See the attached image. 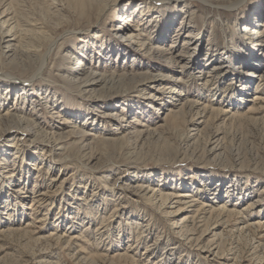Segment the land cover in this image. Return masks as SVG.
I'll list each match as a JSON object with an SVG mask.
<instances>
[{
    "label": "rangeland",
    "instance_id": "obj_1",
    "mask_svg": "<svg viewBox=\"0 0 264 264\" xmlns=\"http://www.w3.org/2000/svg\"><path fill=\"white\" fill-rule=\"evenodd\" d=\"M244 1L0 0L69 32L31 78L12 50L38 54L17 39L50 34L0 15V75L38 81L24 112L0 109L17 139L0 138V264H264V0ZM122 8L139 19L124 25ZM92 73L122 88L94 100L104 88L80 85ZM47 88L64 107L37 100Z\"/></svg>",
    "mask_w": 264,
    "mask_h": 264
},
{
    "label": "bare ground",
    "instance_id": "obj_2",
    "mask_svg": "<svg viewBox=\"0 0 264 264\" xmlns=\"http://www.w3.org/2000/svg\"><path fill=\"white\" fill-rule=\"evenodd\" d=\"M244 2H245L244 0H239V2H237V4H231L230 6H227V7H231V8L238 7V6H240V4H243ZM10 3H13V2L10 1ZM92 6L93 5L84 6L83 4H80V5L78 4L77 5L78 16L79 17L80 16H86L87 14H89V12L92 11L93 8H95V7H92ZM96 7H98V6H96ZM105 8L104 7L99 8V9H97V11L102 12V11H104ZM121 11H122V13H121L120 17L125 22L124 25H126V26L133 25L131 23H134V21L137 19L135 17V15H132V13L130 14L128 9L125 10L124 8H122V9H120V12ZM0 15H3L4 18H6V19L3 20L2 24H8V23L11 22L12 24L9 25V26H11V28L20 29V28L25 26L28 32H32L33 33V32H35V28L32 27L33 25L31 23H34L36 25V23L40 22V25H41L42 29L50 34V37L48 39L47 38H42V37H37V36H35V38H33V37H28V38L27 37L26 38L23 37V39L22 38H20V40L17 39L18 40L17 41L18 44L20 42H22L23 40L25 41V39H26L25 43L23 44L24 46L23 45L22 46L25 47V48L26 47L37 48L38 51H39L38 54H35V53H30V54L23 53L22 54L21 52H18L17 50H12V54H11L24 67L33 68L34 74H33V76L31 78H34L37 75H40L44 71L46 64L51 60L53 55L58 51V45L61 46V45H63L65 43V41L67 40V39H65V36H67L69 34V32L64 31L62 34L58 35V33H59L60 29H61V26L58 23H57V25L55 23V24H52L53 25L52 27H50L51 26V25H49L50 24V20H51V17H53V16H51V14H49L47 12L46 13L44 12L43 16H41L42 20L39 19V18H35V20H27V18H26L24 20V19H21V18L18 17V15L16 13V10L12 9V6H10V4H9V7L4 9L0 13ZM39 16H40V14H39ZM54 16H55V14H54ZM34 17H37V16H34ZM128 22H130V23H128ZM136 22H138V21H136ZM123 29H124L123 26L119 25V27H116V29H114V32L115 33H117L118 31L123 32L124 31ZM246 31L247 30H245V32H243L244 35H247ZM15 35L16 34H13L11 36L14 37ZM92 37L97 38L96 34H92ZM7 38L8 37H6V36L5 37H0V43L1 42L10 43V38L8 40H6ZM133 38H135V37H133ZM158 40H160V39L158 38ZM161 41H162V39H161ZM21 44L22 43H20L19 45H21ZM103 46H104V44H103ZM80 48H82V47H80ZM82 50L83 51L79 50V52H77L78 53L77 55H78V58H79L77 61H78L79 64H81V61H83V60L88 61L87 60L88 55L86 54L87 47L83 46ZM98 50H99V47H98ZM15 64H17V63H15ZM250 66H251V64H250ZM1 78L6 79L4 82H9L10 84H5V83L0 81V109L5 107V106H7V104H8L7 102H9L8 100L10 98H12L16 102H20L22 104L20 109H18V111L19 112H24L23 111L24 107H25L24 105L27 102L28 103L32 102L31 99H29V101L27 99L28 96L31 95V91H32V87H31L32 85L31 84L34 85V84L38 83V81H35L36 79L21 80L19 78H15V77H11V76L7 77L5 75H0V79ZM89 79L85 78V79L81 80V82H80V85H82V88L84 90L83 92H85L86 89H89V91H93V87H97V86L104 88L103 89L104 91H102V95H99L97 97H95V96L91 97L94 100H100L102 97L106 98L108 96L110 97V96H113V95H117V92L119 91L120 88H122V85H123L122 84L123 83L122 78H117L116 79V78H114L113 75L105 78V76L103 74L92 73L90 75ZM8 80L13 81V82H10ZM106 86H109V87H106ZM39 92H40V94H39L40 96H39V98L37 100L40 99V100L50 101L51 102L50 106H46L47 108L48 107H52L53 110H55V107L56 108L57 107H59V108L64 107V106H62L63 103L61 105L58 104V102H60V101L58 100V98L55 95L52 94V91L49 88L42 90V92L39 90ZM111 92H113V93H111ZM54 97H56L55 100H54ZM256 97H259V96H256ZM46 103L48 104V102H46ZM253 109H254V107H253ZM70 112H72V111H70ZM53 114H56L57 117H60V114L57 113V112H53ZM74 114L75 115H72V113H68V114L66 113L65 116H72L71 118H73V120H74V118H77L78 116H82V114H78V113H74ZM107 116H109V115H107ZM11 119H14V115L12 113H10L8 110H6V112L3 115L0 114V138H4L5 141L9 140V142H17V139H16V137L14 135V133H15V128L14 127L12 129L8 128L7 130L1 129L2 124L3 123H7L8 120L11 121ZM22 124L25 127H29L33 132H40L41 131V133L43 135H46V132L44 130H42L43 126L41 124H36L34 122H28V121L27 122L26 121H22ZM16 127H17V129H19L20 126L16 125ZM43 135H40L39 136L40 138H38V139L43 138V140H45L44 137H46V136H43ZM50 135H52V137L47 139V140H53V134H50ZM96 155H97L96 152L95 153L91 152L89 154L88 158L94 159L96 157ZM123 155H124V153H123ZM126 159H128V158H126ZM1 161H3V159L0 160L1 169H5L4 167H2V165H5V164L1 163ZM12 162H14V160H12ZM11 165H12V167L14 166L13 163ZM27 165H29V164L26 163V166ZM22 166L20 164V166H18V167L21 169L20 172L21 173L23 172L22 174L24 175V180H22V182L25 183V181L27 179L25 173L27 171L25 172L26 167H22ZM16 169L8 170L6 174H10V173L12 174V173L15 172ZM2 175H3V172L1 173L0 177ZM20 179H23V178L19 177L18 182H20ZM20 186L23 187L22 191H24L25 190V185L21 184ZM19 192H21V190ZM24 193H27V192H24ZM20 194H23V193H20ZM158 198L160 199L161 205L165 204L166 197L161 192H159ZM6 199H7L8 203L10 202L9 200H11L10 197H6ZM35 202H37V201L35 200ZM20 206H22V205H20V203H18L16 209H14V208L11 209L12 213L15 214V213H17L19 211H23V209ZM103 222H104V220H103Z\"/></svg>",
    "mask_w": 264,
    "mask_h": 264
}]
</instances>
